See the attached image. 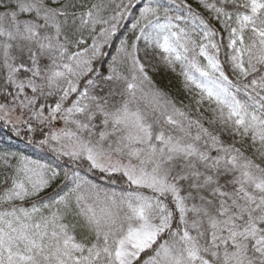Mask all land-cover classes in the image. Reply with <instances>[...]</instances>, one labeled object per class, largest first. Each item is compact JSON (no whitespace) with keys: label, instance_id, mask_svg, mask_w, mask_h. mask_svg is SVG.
I'll use <instances>...</instances> for the list:
<instances>
[{"label":"snow or ice","instance_id":"6c2138e0","mask_svg":"<svg viewBox=\"0 0 264 264\" xmlns=\"http://www.w3.org/2000/svg\"><path fill=\"white\" fill-rule=\"evenodd\" d=\"M0 264H264V0H0Z\"/></svg>","mask_w":264,"mask_h":264},{"label":"trees","instance_id":"16d2710c","mask_svg":"<svg viewBox=\"0 0 264 264\" xmlns=\"http://www.w3.org/2000/svg\"><path fill=\"white\" fill-rule=\"evenodd\" d=\"M167 81L165 80V83H166ZM9 144L10 145H14V146H16V147H20V148H23V144H22V142H19V141H17V140H11V141H9Z\"/></svg>","mask_w":264,"mask_h":264}]
</instances>
